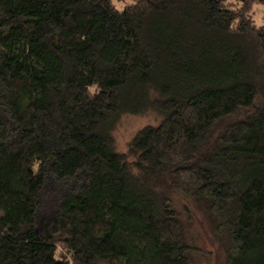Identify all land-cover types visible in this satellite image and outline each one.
<instances>
[{
  "label": "trees",
  "instance_id": "obj_1",
  "mask_svg": "<svg viewBox=\"0 0 264 264\" xmlns=\"http://www.w3.org/2000/svg\"><path fill=\"white\" fill-rule=\"evenodd\" d=\"M241 2L0 0V264H192L197 220L264 264V0ZM49 161L86 187L40 231Z\"/></svg>",
  "mask_w": 264,
  "mask_h": 264
},
{
  "label": "rangeland",
  "instance_id": "obj_2",
  "mask_svg": "<svg viewBox=\"0 0 264 264\" xmlns=\"http://www.w3.org/2000/svg\"><path fill=\"white\" fill-rule=\"evenodd\" d=\"M135 0H115L118 10H123L127 5ZM233 8L242 6L241 0H227ZM252 15L258 25L264 23V6H255ZM0 114L2 110L0 107ZM158 118L152 114L142 117L125 116L121 119L115 129V139L118 150L126 153L128 144L133 136L142 128L148 125H156ZM131 160V159H130ZM52 161L45 166V176L43 188L39 195L40 206L37 210V227L43 231V226L51 217L57 215L61 208L63 198L70 192H81L86 187V177L79 174L74 178L58 180L52 172ZM203 224V223H202ZM200 221H193L192 225L187 226L189 240V259L192 264H224V258L218 251L217 245L209 237L204 225Z\"/></svg>",
  "mask_w": 264,
  "mask_h": 264
}]
</instances>
